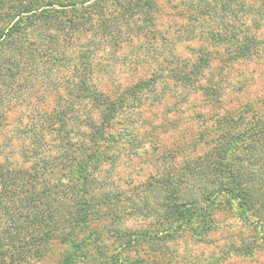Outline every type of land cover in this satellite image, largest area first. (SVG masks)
<instances>
[{
	"label": "trees",
	"instance_id": "1",
	"mask_svg": "<svg viewBox=\"0 0 264 264\" xmlns=\"http://www.w3.org/2000/svg\"><path fill=\"white\" fill-rule=\"evenodd\" d=\"M198 2L194 9L205 8L207 21L196 22L192 16L197 13H189L187 27H181L192 31L188 37L196 36V29L206 42L190 47L194 57L189 61L171 44L183 37L173 41L162 34L167 23L157 27L153 13L158 0H0V134L15 132L0 142V264H29L52 242L69 244L74 255L91 261L97 258L91 250L105 243L119 250L134 247L139 237L156 243L179 241L198 229L208 234L224 197L236 200L240 213L248 212V223L264 231V94L257 99L262 110L249 102L248 116L246 109L237 115L229 110L207 114L213 117L212 144L147 183L163 193L159 209L152 210L150 230L114 226L122 213L131 211L126 212L117 194L108 192L97 177L104 162L113 160L122 147L137 145L134 117L158 91L172 97V109L191 103L196 90L208 102H220L210 63L217 46L229 48L226 59H264V38L256 33L264 28V0L248 5V24L219 18L216 6L231 11L233 0ZM108 8L115 10L113 17ZM40 31L44 44L33 37ZM82 34L84 40L77 43ZM127 42L131 49L122 57L131 51L134 55L128 68L113 70L108 61L116 56L97 68L90 62L108 44ZM138 64L148 66L146 78L135 77ZM101 73L108 76L104 87L94 76ZM49 92H55L57 100L47 111L42 104ZM11 137L17 145L10 146ZM115 142L119 144L109 152ZM17 154L21 161L14 160ZM113 232L116 244L109 241ZM259 240L264 242V235ZM169 253L159 252L158 262L177 264Z\"/></svg>",
	"mask_w": 264,
	"mask_h": 264
},
{
	"label": "rangeland",
	"instance_id": "2",
	"mask_svg": "<svg viewBox=\"0 0 264 264\" xmlns=\"http://www.w3.org/2000/svg\"><path fill=\"white\" fill-rule=\"evenodd\" d=\"M63 1L67 3V0ZM158 1L159 3L154 6L153 13L156 17L157 27L163 28L164 24L167 23L166 27L163 28V35H168L169 38H173V41L179 40L176 39L178 35L180 38L183 37L181 41L177 43L172 41L171 44L172 46L175 44L174 51L177 54L181 57L186 56L189 61H192L194 54L190 47L195 48L201 45V41L206 42V40L198 34L196 29H194V32L197 33L196 36L188 37L192 34V31L186 33L183 31L182 25L187 27V21L190 19L188 15L194 14V12L197 14L192 17L196 18V22L207 21L205 19L208 18L205 14L207 12L205 8L201 7L202 9L198 11L194 9V5L202 2H198V0ZM205 1L209 5L211 0ZM252 3H254V0H233L231 11L228 10L227 12V10H222L219 6H216L217 13L220 19L222 18L231 23L244 21L248 24L251 17L248 15L247 10L248 5H252ZM111 8H108V11L111 13L110 16L113 17L115 10ZM179 17H181V20ZM261 22L263 23L262 19ZM31 33L33 34V32ZM256 33L258 37H261V40L264 38V28L262 26ZM83 35L77 38V43L84 40L85 36ZM33 37L38 44L44 39L42 31H40L39 36L34 34ZM236 37L243 38V35L238 34ZM147 40L149 41V39ZM110 42H113V40H110ZM130 49L128 42L120 43V45L108 44L102 52H95L96 54L94 53L95 55L91 57L90 62L97 68L103 62H106L110 56H116L114 62L108 61L110 62L108 63L109 66L113 70L128 68L134 55H132V51L125 57H122V54H128ZM229 54H231L229 48L222 45L217 46V49L211 51L210 54L214 56L210 63L217 76L216 83L219 85L220 102H208L203 92L196 90L191 93V103L183 105V109L178 104L177 108L172 109L169 107L172 97L163 90L158 91L154 97L150 98L155 100L144 101L140 113L134 117L136 120L135 126L138 128V136L136 140L134 138L133 142L137 141V145L133 148V144H126L113 160H106L100 167L99 172H97L98 180L104 182L105 189L108 192L117 194L118 201L123 204L122 207L128 210L126 212L131 211L129 214L122 213L123 215L119 221L113 223L117 228L121 230L129 228L132 231L137 230L139 232H145L147 229L152 228L155 220L152 210L157 207L155 209L157 212L159 209L158 205L163 199V193L154 186V183L153 185L147 183L152 182V178L160 172L162 173L167 167H176L184 158L201 154L212 144L210 140L215 136L212 124L213 117H209L207 114L211 112L220 114L225 110H229L232 114L237 115L241 110L246 109L244 114L248 116V103L253 101L256 104L253 108L257 111L262 110L263 107L259 105L257 99L264 94V59H226ZM148 71V66L138 64L135 67V77L146 78ZM118 74L124 76V73L119 72ZM94 76L97 83L104 87L108 76L102 73L94 74ZM45 92L47 94V91ZM56 100L57 94L49 92L45 101L41 104L47 111H50ZM167 108L169 111L166 110ZM197 112H202L203 116L199 118L196 115ZM11 114L12 116L15 115L14 112ZM203 117L208 120H202ZM13 126L14 124L9 125L11 128ZM114 127H116V124H114ZM11 134H0L1 144L5 143L6 139L12 136ZM12 137L7 141H13ZM118 144L115 142L109 145L111 147V149L109 147V152ZM14 145H17L15 140L10 146ZM167 153H169V156L166 155ZM17 155L14 160L21 161L22 156ZM223 199L224 202L218 208H215L213 212L214 225L208 234L203 235L201 229H198L196 233H191L192 237L187 235L188 237H182L179 241L174 240V242L164 239L155 240L156 243L149 242L151 238L139 237L137 239L139 242L134 247L125 246L119 250L114 249V245L106 247L105 243L91 250L97 257L91 261L86 260L87 258L83 259L79 255H74V248L69 244L52 242L44 247L40 258L29 259V264H169L158 262L162 257L158 253L162 251L170 252L169 254L173 256L177 264H181L182 260H191L197 262L196 264H264V242L257 243V241H260L259 237L264 235V231L259 226L248 223V212L241 214L236 200L227 197ZM145 206L150 208L151 211L145 210ZM158 214H163L162 208L158 211ZM159 221L155 224H159ZM92 225L94 227L97 224ZM161 230L164 232L163 228ZM157 232L160 233V230ZM109 234L111 235L112 232H109ZM115 238H117L116 233L113 232L112 237H109V241L116 244L118 240H115ZM157 244H161L160 246L163 247L157 246ZM70 255L72 259L67 260ZM108 256H116L115 262L109 259Z\"/></svg>",
	"mask_w": 264,
	"mask_h": 264
}]
</instances>
